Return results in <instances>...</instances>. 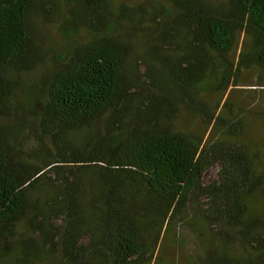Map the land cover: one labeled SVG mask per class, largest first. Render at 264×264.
Listing matches in <instances>:
<instances>
[{
  "label": "trees",
  "instance_id": "16d2710c",
  "mask_svg": "<svg viewBox=\"0 0 264 264\" xmlns=\"http://www.w3.org/2000/svg\"><path fill=\"white\" fill-rule=\"evenodd\" d=\"M51 1L0 0V118L13 116L18 76L43 62L29 14L33 7L48 12ZM60 1L65 35L82 28L93 35L27 92L33 146L20 141L22 127L0 123V264H149L162 229L180 220L192 194L203 204L188 214L191 264H264V159L231 131L202 142L178 130L147 64L156 93L144 96L128 83L131 46L113 34L108 18L110 9L127 6ZM168 1L158 8L152 47L176 94L207 81L216 71L213 54L230 52L241 30L249 41L239 63L264 72V0L219 7ZM180 36L181 51L166 53ZM229 83L228 72L215 86ZM77 132L83 139L73 137ZM214 166L215 177L205 182Z\"/></svg>",
  "mask_w": 264,
  "mask_h": 264
},
{
  "label": "rangeland",
  "instance_id": "374dc122",
  "mask_svg": "<svg viewBox=\"0 0 264 264\" xmlns=\"http://www.w3.org/2000/svg\"><path fill=\"white\" fill-rule=\"evenodd\" d=\"M211 6L225 5L227 0H206ZM113 7L120 4L128 9H110L108 18L113 34L129 42L130 54L125 62L123 73L130 85L140 86L142 95L156 93L155 87L144 75L145 64L153 69L155 80L165 89L166 108L174 111L172 121L178 130L195 139L205 142L221 134H237L256 154L264 159V72L253 62L246 65L239 63L241 53L247 48L248 37L245 31L236 33L235 43L230 52L224 56L214 53L216 71L208 80L198 87L188 90V95H178L173 84L164 75L159 59L153 58V44H158L159 7H168V0H112ZM65 13V6L60 0L49 3L48 12L33 7L30 14V28L35 41L42 47L43 62L34 70L18 76L21 85L17 100L12 107L13 116L0 118L4 123L17 129L22 127L18 137L27 147L34 145L32 140L35 120L25 112V98L32 90L39 76L51 69L66 51L73 45L84 42L93 33L82 28L77 34L65 35L60 26ZM172 19L171 17L169 18ZM183 34L181 33V36ZM166 47V53L181 51L182 37ZM177 43L179 47L177 49ZM161 51V50H160ZM163 52V51H161ZM226 63L227 67H224ZM229 72L230 83L226 88L217 87L215 83L222 74ZM260 79V81H259ZM213 81V84L211 83ZM212 116L210 119L209 116ZM221 118L216 120V116ZM104 120L100 119L96 127L101 129ZM75 139H83L84 133L77 132ZM217 166L207 170L203 180L206 182L216 175ZM203 200L196 194L190 195L188 207L180 220L169 231L162 229L155 241L149 264H191L188 253L194 250L195 238L187 223L188 214L193 215L195 207ZM154 243V242H153Z\"/></svg>",
  "mask_w": 264,
  "mask_h": 264
}]
</instances>
